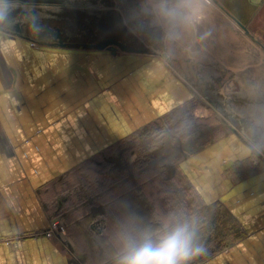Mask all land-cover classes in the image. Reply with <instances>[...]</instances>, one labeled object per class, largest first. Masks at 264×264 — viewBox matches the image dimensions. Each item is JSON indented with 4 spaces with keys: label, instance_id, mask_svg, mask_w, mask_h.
Segmentation results:
<instances>
[{
    "label": "crops",
    "instance_id": "crops-1",
    "mask_svg": "<svg viewBox=\"0 0 264 264\" xmlns=\"http://www.w3.org/2000/svg\"><path fill=\"white\" fill-rule=\"evenodd\" d=\"M224 1L227 8L246 25V28L240 26L225 11L223 17L229 23L226 33L225 28H204L209 22L207 11L212 9V5L205 2L207 11L201 23L205 19L207 24H200L195 33L182 32L180 39L168 41L165 39V28H149L145 33L141 30L143 28H133L135 31H142V41L141 44L128 46H135L141 51H124L118 48L119 51H111L112 56L107 54L108 47H96L103 51L101 53L106 59L104 64L114 65V75L112 71L105 74L96 66H92L89 56L86 63H73L69 57L59 54L76 52L77 54H71L76 58L78 54H87L94 48L83 45L85 42H93L92 39H80L70 28L64 30L68 41L65 45L38 41L57 53L53 56L56 62L51 68L54 74L41 76L39 80L35 79L36 74L30 75L25 70L21 74L17 63L10 59L11 52L14 53L13 56L18 53L15 44L9 41L0 44V264H92L95 255L90 258V247L80 238V234L88 231L87 228L72 233L76 246L58 234L46 236L43 233L70 200L69 196H59V189L53 182L71 178L79 168H84L85 171L92 155L103 152L112 144H124L129 136L130 143L138 145L137 134L143 124H152L160 113L172 108L186 112L193 97H200L201 101L203 99L206 103L195 106L196 109H213L219 114L225 112L222 107L226 105V119L233 124L230 130L220 125L225 132L212 144L202 140L198 142L197 139L195 142L186 143L188 146L200 143L194 151L185 148L190 157L201 161L200 167H181L187 180L193 183L197 191L203 193L200 207L208 204L220 207L231 214L232 224L234 223L232 239L226 243L229 245L222 250H216L217 252L208 259L196 264H264V152L259 147V142L264 139V117H261L263 121L258 125L257 116L251 111L244 116L238 114L240 109H234L231 111V114H234L232 117L228 109H233L237 102L258 106L261 109L257 111L264 113V89L261 87L264 56L260 53L264 47V0ZM115 9L111 7L114 12ZM111 23L114 25L113 20ZM105 29L108 34L118 31L116 28ZM42 30L43 28L36 32L32 28H24L23 31L28 34L36 32L37 36ZM22 35L16 34L18 41L29 44L33 49L31 40ZM117 37L114 35V38ZM168 42L173 43L171 51ZM176 44L185 50V54L179 53ZM78 45L83 47H76ZM214 45L221 49V54L213 51ZM207 49L215 53L212 55ZM219 59L223 60L224 67L220 66ZM28 60L34 62L35 56H28ZM193 64L196 67V75L190 73ZM102 67L103 65L100 68ZM71 68L77 71H70ZM115 80L120 82V87L113 83ZM99 81L105 85L93 91L102 96L105 92L113 90V93L108 92L110 100L113 106H121V112L116 111V122L113 127L108 128L110 133L113 132L114 139H111L109 144L103 141L93 146L95 137L91 135L96 133L98 128H91L86 117L93 102L89 96L91 86ZM204 81H211L210 87H207L209 91L203 89ZM218 81L225 82V94L222 85H216ZM186 83H191L194 91L198 93L192 95ZM110 84H113L114 88L110 89ZM16 86L22 88L14 95L12 89ZM45 86L46 91L43 92ZM240 87L243 93H239ZM213 90L220 93L216 94ZM71 96L73 99L79 98V101L70 99ZM96 101H99L98 98ZM123 110L131 112L130 115L125 114ZM189 115H192V112ZM186 119L187 116L177 119V122ZM238 128L244 130L238 133L235 131ZM218 132L221 133L220 128ZM122 147L124 149V145ZM234 152L237 156H234ZM229 154L232 155L231 159H238L235 165L229 166L230 162L226 159ZM169 155L173 153L170 152ZM221 156L226 157L224 161ZM103 158L105 164L114 165L119 171L123 168L122 152L117 155L104 154ZM215 158L221 161L211 175L214 181L211 189L216 192L212 191L213 195H216V198H213L211 191H204V183L199 177L203 176L204 166L208 165L204 162L212 163ZM166 165L169 166V163ZM167 169L172 171L171 166ZM156 172L160 176L163 174L161 170ZM175 172L174 169L171 177ZM192 174L196 175V179ZM222 175L224 180L220 178ZM135 177L133 176L134 181ZM54 193L55 207L52 205ZM86 194L84 191L85 199L82 205L86 208L87 215L94 219L89 224L90 229H95L103 223L101 216H105L106 221L112 220V217L116 219L117 213L120 216L117 204L113 201V210L107 214L104 202L95 204V198ZM134 203L135 200L130 204L131 207ZM109 214L114 216H108ZM65 215L64 211L62 216ZM196 219L193 216L190 220L192 222ZM218 219L219 217H211L210 224H216ZM171 221V218H165L163 228L165 224L170 225ZM195 231L198 242H201L204 238L202 230L195 227ZM102 235L104 240L109 239L107 232L102 231ZM116 259L112 263L116 264Z\"/></svg>",
    "mask_w": 264,
    "mask_h": 264
},
{
    "label": "rangeland",
    "instance_id": "rangeland-1",
    "mask_svg": "<svg viewBox=\"0 0 264 264\" xmlns=\"http://www.w3.org/2000/svg\"><path fill=\"white\" fill-rule=\"evenodd\" d=\"M60 1L61 0H31V2H35L39 4L37 5L39 7L37 12L34 11L33 7L31 10L35 12L36 16L38 15L43 16L44 13L48 12L47 14L52 15L55 18V20L58 22L63 21L62 18L64 20L65 19L69 20V22H71V28H70L71 31L76 33L77 34L76 37L80 39H84V38H86L85 40L92 39V41L95 42L103 38L114 37V35H116L118 36L117 39H120L126 42L127 45H133V44L138 45V44H141L140 41H142L141 40L142 31L141 32L135 31L133 28H143L141 30H143L144 32V31H147L149 28L155 27L156 25V23L151 22L150 17H148L147 15H141L143 10L149 11L148 7L150 8V5H151L150 0H146V1L136 0L134 1V3H131V5L129 2L130 0H122V2L121 0H103L102 1L101 5L106 4L111 7L116 6L115 7L116 12L111 10V8L108 9V7L102 8L101 6V8H98L96 6L89 7L88 5L79 6L78 8H76L78 9V12H76L75 11L76 9L74 7L70 8L66 6L65 4H63L62 2L60 3ZM154 2H157V0H154ZM92 3H94V1ZM18 7H23V0H21V3L18 5ZM135 8H138V12H140L138 13L139 17H137V12L135 11ZM61 9H64V12H65L64 17H62L59 14H58V17H56L54 15V12L55 11L60 12ZM108 10L110 12V15L108 14ZM23 14H25V11H23ZM131 15H134L135 19H132ZM111 20L114 21V25H112ZM223 20L224 18L215 17L213 19L214 21L213 25L218 30H222V28H225L224 33H226L227 27H226V23L222 22ZM86 22L92 25V28H90L91 30L82 27V24ZM137 22L139 23L137 24ZM201 24H203V26L204 24H207L205 22V19L203 23ZM106 26L108 28H113L114 30L116 28L118 29V31H116V33L110 32L108 34V32L105 29L107 28ZM12 28L14 27L0 29V44H2L3 42L6 43L8 41L12 44H15V48L18 50L19 54L17 53L16 55L13 56L14 53L11 52L10 59H12L14 62L17 63V65L20 68L21 74H23L24 70L28 72L30 75L36 74L35 79L37 80H39L41 76L43 77L44 75L52 76L54 72L52 71L51 68L53 64H55L56 62L53 57L55 54H57L56 51L50 50L46 48L44 45L39 44L35 39H32V38H35L33 35L29 36L28 33L25 32V34H27L28 37L30 38L32 37L30 39L31 46L34 48L31 49L29 44L18 41L17 39L18 37L15 35V31ZM156 28H160L161 30H163L161 26L156 27ZM110 35H113V36H110ZM163 39L164 37L161 38L160 41L162 42ZM130 40L131 42H129ZM11 41H15V42H11ZM172 45H173L172 42L171 43L168 42V46H170L169 51H171ZM76 47L82 48L83 46L78 45ZM177 47L179 48L178 49L179 53L185 54L184 52L185 50L183 48H180L178 45ZM223 47L225 48V44L223 45ZM214 49L217 51H221V49H218V47H216L215 45H214ZM90 50L91 51L87 54H83L81 56H79L78 54V57L76 58H74L71 55V54H77L76 52L71 53V54L59 52V54H62L63 56L67 58L69 57L71 61L73 60V63H77L76 61H82L86 63L88 61L87 58L89 56V58L92 61V63L90 62L92 66L93 65L96 66L99 71H103L105 74H109V72L112 71V75H114L115 74L114 65L110 63L104 64L106 59H105V56L101 53L103 51H99L96 47L91 48ZM119 50L120 49L117 48L116 51H119ZM207 50L212 55L215 53V52H212V50H209V49ZM111 51L112 50L107 51V54H110L113 56V52ZM38 52L40 53L38 54ZM28 56H35L34 62H30L28 60ZM110 60H112L111 57H110ZM219 61L221 62L220 66L224 67V65H222L223 60L219 59ZM101 65H103L102 68H100ZM191 66L192 67H191L190 73L192 75H196L195 65L193 64ZM108 67H110V69H106ZM72 68L69 70L70 71L73 70L74 72L77 71ZM95 72L97 73L96 70ZM171 74L174 77L176 76L174 72H172ZM19 82H23V81H19ZM209 82L211 81L203 82V89L205 88L207 89V87H210ZM113 83H115L116 85L120 87V82H117V80L113 81ZM103 84L104 83L100 81L94 83V85L91 86L92 90H90L91 92L89 95L91 97L90 100H93V102L91 103V109H90V112L87 114L88 117H86V119L89 121L91 128L92 127L98 128L97 132L91 135V137L92 136L95 137V139H93L94 140L93 146H95L97 142H103V141L109 144L111 139H114L113 132L110 133L109 132L110 130L108 131V128H111L114 126L116 122V111L120 110L121 108V106L119 105L118 107L113 106L110 100L111 97H109L108 92L113 93V90L105 92L104 93L105 95H102V96H99V94L96 91H93V89H96L97 87L101 88ZM182 84L184 85L185 81H183ZM186 84L188 86V91L192 95L193 93H196V94L198 93V91L196 92L194 91V88L191 83H186ZM216 85L218 86L221 85V81H218ZM240 86H242V82H240ZM261 87H263L264 89V72L263 73L261 72ZM21 88H22L21 86H16L15 88L12 89V91L14 90L12 93L14 95H17L20 92ZM45 88L46 86L43 87L44 89L43 92L46 91ZM112 88H114L113 84H110V89ZM225 88L227 89L226 85L224 84V86H222L223 94L226 93ZM247 89H248V86H247ZM213 91L216 94L220 93V91L218 90H213ZM238 91L239 93H243L242 87H240ZM96 98H98L99 101H96ZM70 99H73V97L71 96ZM73 100H75L76 102V100L79 101V98H74ZM126 104L129 105V103H126ZM199 104L206 105L203 99L201 101L200 97H195V98L193 97L192 102L188 104V107L190 106V108L186 109L187 113L177 108L176 109L172 108L165 113H160L158 118L152 124L149 125L145 123L142 125V127H140L139 133L137 134L138 145H135L134 143H130L131 137L129 136L127 140L123 142L124 144H122L124 145V149L122 145L120 144L115 145L116 147L112 144L108 148H105L103 152L92 155V157L89 158L88 164L85 166V171H83L84 168H79V171L75 172L73 176L70 175L71 178L69 179L65 178L62 181L59 179V182H53V184L57 185L59 189V196L66 195V196H69V199H70L66 203V205L62 208L57 218L53 221H57V224L59 226L58 230L62 233L63 238L66 241H70L73 246H76V245H75V239L72 233L73 232L75 233L78 229H83V228L84 230H86L85 228L88 229V231L83 232L84 234L82 235L80 234L81 236L80 238L83 239V243H85L86 245H88V247H90V254H91L90 258L92 257V255H95L94 262L92 261V264H114L112 262H114V260L118 256L123 246V243H122L123 237L119 236L118 232L111 230L112 227L114 226L113 221H112L113 218L112 220L108 219V221H106L107 220V219L105 220L106 217L101 216L103 217L101 218L103 223L100 226L96 227L95 229L89 228V224L94 219L87 215V210L82 205L85 199L83 197L84 191L87 193L86 195L89 194L95 198V204L104 202V204L106 205L107 214L110 211L112 212L113 210V209L111 210V208L113 207V204H111L112 201L113 203L117 204L116 205L117 210L120 211V213H126L125 210L129 208V205L132 202H134V200H136L135 197H132V196H135L133 192L136 191L134 187L135 181L133 180V176L137 177V174L140 172V168L144 162H148L147 164H153L154 162L160 161L161 163L158 166V170H161V172H163L162 175H165V179L167 178L168 181H170L169 179L171 177L170 174H173L175 168L179 172L183 173L181 167H183L184 169L187 167L188 168L200 167L201 161H199L198 159H193L185 151L186 150L185 148H189L191 151H194V149L197 148V146L200 143L197 145H194V143H192L193 145L191 144L189 146L186 145V143L195 142V140L197 139L196 141L198 142L202 140L204 143L206 142L207 144H210V143L212 144L218 139L219 136L221 137V135H223L225 132V130H223L220 125H224L225 127L229 128L228 130H230L233 124H231V122L226 119L227 118L226 105L222 107L224 108L223 110L225 112L218 114V112L216 110L214 111L213 109L211 110L206 109V108L196 109L195 106ZM219 104L220 102L218 103V105ZM228 109L230 110V115L232 117H234V114L233 113L231 114V111H234V109H240L239 110L240 112L238 113L240 115L246 116V113H249L248 111H251L253 115H256L258 125H260L262 123L261 121H263L261 117L262 118L264 117V113L257 111L261 109L258 106H253L252 104L235 102V107L233 109L232 107ZM197 111L199 115L196 114ZM123 112L128 115H130L131 113L125 110H123ZM191 112H192V115H189ZM201 114L203 115L205 114L206 116H200ZM185 116H187V119L183 120V122H185L184 126L187 123H189L188 126L191 125L189 128H187L188 126L182 127V124L177 123V119L178 120L180 118L184 119ZM218 128L221 129V133L218 132ZM235 131H238V130L235 129ZM230 133H233V132L230 131ZM230 137L231 135L228 136V138ZM95 140L97 141L95 142ZM148 142H150V144H145ZM125 143H130V144H125ZM238 148H239V144H238ZM118 152H122L123 168L121 169V171H119L114 165L105 164L104 163L105 160L103 158L104 154H106L107 156L117 155ZM170 152L173 153V155H169ZM234 156H237L236 152H234ZM224 158L226 157L221 156V159L223 161L225 160ZM231 158H232V155L230 154L228 155V158H226L230 162L229 166H232L231 164L235 165L236 164L235 162L238 160L236 157L233 159ZM172 160H175V161L172 162ZM213 160L214 161L212 163H210V161L209 163L204 162V164H208V165L204 166V169H205L203 170L204 174L202 177L200 176L199 179L200 181L202 180V183H204L203 184L204 191L206 193L207 191H211L210 193L212 196L211 195H208V196L216 198V195H213L214 193H212V191L215 192V189L212 190L213 187H211L213 186L212 184L214 182L213 178H211V175H212V171L215 172L214 169L217 167L218 164H220L219 162L221 160L216 159V158ZM167 163H169V166L166 165ZM171 163L173 166L171 165ZM170 166L172 167L171 172L169 171V169H167ZM192 175L194 176L193 178L196 177L195 174H192ZM128 177L132 178V181L128 182L127 181ZM220 178L222 180L223 175ZM159 180L161 179H158V181ZM200 181L198 180V182ZM156 186H158L157 182L154 184L151 183L149 186V189L147 188L145 189L144 191L146 194L145 199L146 200L150 199V201H152V198H150V196H153L156 199V203L159 204V201L156 198L157 194L155 193L156 192L155 190H157ZM110 189L112 191L111 193H110ZM123 189H125L126 191ZM127 191L129 192V194L127 195V199H124L123 195ZM149 192H150V195H149ZM55 195L56 193H54V196L52 197L53 207H55L56 205ZM202 196H203V193H201V191H197L194 197H189V201L196 204V207L200 209L202 207H200L199 203L201 204V202L203 201ZM147 202L148 201H146L144 205ZM152 204H153L152 202H149V205H148V207H151V209L153 208ZM164 206L165 205L163 203H160L159 205H157V209H156L157 214H154V216L150 215L152 220L154 221L157 220L155 222L156 225H160V223H162L166 218V216L164 215L165 213L164 211L166 208ZM214 208L221 209L220 207H214ZM64 211L66 212V215L62 216V213L64 214ZM149 214H150V211H149ZM229 215L231 214L228 213V216ZM211 217H217V214H214ZM89 229L91 231H89ZM102 231L104 233L107 232L111 240L107 241V240L97 239L99 236H103ZM149 233L155 236L159 235L158 234L159 231L157 230V228L152 229ZM93 238L96 240H94ZM90 242H93L94 244L92 245ZM111 242L114 243V246L117 247L119 251H116V249L113 247H109V244ZM228 245L229 244L224 245L219 250H222L225 246H228ZM100 248H104V250H100ZM82 254L84 255L83 252Z\"/></svg>",
    "mask_w": 264,
    "mask_h": 264
},
{
    "label": "trees",
    "instance_id": "trees-1",
    "mask_svg": "<svg viewBox=\"0 0 264 264\" xmlns=\"http://www.w3.org/2000/svg\"><path fill=\"white\" fill-rule=\"evenodd\" d=\"M181 122L182 120L177 123L182 124ZM185 126L184 124H182V127ZM147 163L148 162H144L142 164L138 176L135 177L136 179L134 187L136 191L133 192L135 196L132 197H135L136 203H134L133 207L129 205L130 209L127 208L125 210L126 213H121L120 216L117 213L116 219L112 217L114 226L111 230L121 234V237H123L122 243L124 242V238L126 236H134L138 238L146 232H150L155 228H157L159 233H162L166 227H171L175 223L187 222L194 228L197 227L198 229L202 230V233L204 234V238L201 242L206 251L204 252V254L196 257L194 260L189 262V264H196L200 261L208 259L213 253L216 252V250L221 249L230 239H232L231 235L234 228V223L232 224V220L230 218L231 216H228V213L226 211H224L223 209H214V207H212L210 204L198 209L196 207V204L189 201V197H194L196 195L197 191L195 189V186L193 185V183L187 180L188 178L184 176L183 173L179 172L175 168L176 172L174 173V176L169 178L170 181H168L167 178L165 179V176H160L156 172L159 171L158 166L161 163L160 161L154 162L153 164ZM158 179L161 180L158 181ZM127 181L130 182L132 181V179L128 177ZM156 182L158 183V186H156L157 190H155V193L157 194L156 198L159 201V204L163 203L165 205L164 207L166 209L164 211V215L166 216V218L172 219V223L170 222V225L165 224L164 228L163 222L160 223V225H156L155 222L157 220L154 221L150 217V215L154 216V214H157L156 209L157 205L159 204L156 203V199L153 196H150V198H152V201H150V199H145V189H149L150 184H154ZM128 194L129 192L127 191L123 195V198L127 199ZM146 201L148 202L144 205ZM149 202L153 203L152 209L151 207H148ZM214 214H217V217H219V219L216 224L211 225L210 219ZM108 216L114 215L109 214ZM193 216L194 219H197L191 222L190 219L193 218ZM107 238H109V235ZM97 239L104 240V237L99 236ZM109 240L111 239H107V241ZM90 243L92 245L94 244L93 242ZM109 247H113L116 249V251H119L117 247L114 246L113 242L109 244ZM100 250H104V248H100Z\"/></svg>",
    "mask_w": 264,
    "mask_h": 264
},
{
    "label": "clouds",
    "instance_id": "clouds-1",
    "mask_svg": "<svg viewBox=\"0 0 264 264\" xmlns=\"http://www.w3.org/2000/svg\"><path fill=\"white\" fill-rule=\"evenodd\" d=\"M21 0H0V28L11 27ZM31 0H23L26 18L33 31L41 30ZM151 11L165 27V39L178 40L182 32L195 33L207 11L205 0H157ZM195 228L187 222L175 223L153 236H126L116 264H189L204 254Z\"/></svg>",
    "mask_w": 264,
    "mask_h": 264
},
{
    "label": "flooded vegetation",
    "instance_id": "flooded-vegetation-1",
    "mask_svg": "<svg viewBox=\"0 0 264 264\" xmlns=\"http://www.w3.org/2000/svg\"><path fill=\"white\" fill-rule=\"evenodd\" d=\"M93 1H94V3H92ZM102 1L103 0H61L60 3L62 2L66 6H68L70 8L74 7L75 9L78 8L79 6H84V5H88L89 7H95L96 6L98 8H101V6H102V8L103 7H108V9L111 8V6L106 5V4L105 5H101ZM134 1H136V0H130L129 1L130 5H131V3H134ZM121 2H122V0H121ZM153 3H155L154 0H150V4L151 5H150V8L148 7L149 11L143 10L141 15H147L148 17L151 18V22L152 23H156L155 27H153V28L160 27V26L162 28H165L163 23L151 11ZM207 3L212 5V9L211 10L209 9L210 12L207 11L208 15H209V22H208L207 26H205L204 28H215L214 25H213V22H214L213 19L215 17L216 18L217 17L218 18H224L223 17V15L225 14L224 11L227 12L233 19H235L240 24V26H242L243 28L244 27L246 28V25L239 18H237V16H235V14L231 10H229V8H227L226 1H224V0H209V2H207ZM32 5H33L34 11L37 12L38 9H39V7L37 5H39V4L35 3V2H32ZM22 10L25 11L23 7H18L17 10H16V13L14 14L15 15V21H14V23H13V25L11 27H14L12 29L15 31V35L18 34V35L21 36L23 34L22 36H25L27 38H28V35L29 36L33 35L35 37V39L37 40V42L38 41L40 43L48 42V43H53V44L57 43V41H58L57 37L60 36V37L63 38V40L65 42L68 43V41L65 38L66 35H64L65 34L64 30H65V28H71V22H69V20H66V19L64 20L62 18L63 21L58 22V21L55 20V18L53 16L52 17L49 16L47 14L48 12H46V13H44L43 16H40V15L37 16V19L39 21L40 27L43 28V30L40 32V34L39 35L37 34V36H36V32L35 33L29 32V34L27 35V34L24 33L23 30H24V28H31V27H30V24H29V19L25 17V14H23ZM123 10H124V8H123ZM75 11L78 12V9H76ZM135 11L137 12V17H139L138 13H140V12H138V8H135ZM64 13H65L64 9H61L60 12L59 11H55L54 15L56 17H58V14H59L62 17H64ZM108 13H110L109 10H108ZM76 14H78V13H76ZM131 16H132V19H135L134 15H131ZM16 17H17V19H16ZM24 20H26V21H24ZM222 22L226 23V27H229V23H227V20L225 18H224V20ZM138 23L139 22H137V24ZM17 24H19V27H18L19 30L18 31H17ZM137 24H136V26H137ZM11 27H9V28H11ZM82 27L91 30L90 28H92V25L86 22V23L82 24ZM95 42H97V41H95ZM91 43H94V41L91 42ZM111 46L112 45H108L106 47L110 48L109 50H112ZM210 48H212V47H210ZM212 49H213V51H216L218 54H221L220 51H217L214 48H212ZM261 49L264 52V47H262ZM112 51H114V50H112ZM221 85L224 86L223 81H221ZM221 85H219V86H221ZM222 86H221V88H222ZM232 104H234V103L232 102ZM240 131L241 130L238 128V133H240ZM248 132H250V131L248 130ZM259 147L264 152V139H262V141L259 142ZM258 152L262 153L261 151H258Z\"/></svg>",
    "mask_w": 264,
    "mask_h": 264
},
{
    "label": "water",
    "instance_id": "water-1",
    "mask_svg": "<svg viewBox=\"0 0 264 264\" xmlns=\"http://www.w3.org/2000/svg\"><path fill=\"white\" fill-rule=\"evenodd\" d=\"M18 27H19V24H17V31L19 30ZM31 38L28 37V39H31ZM32 39H35V38H32ZM57 39H58L57 44H61V45L67 44V42H65L62 37L58 36ZM83 45H85L87 47L91 46V47H97V48H104L108 45H112L111 47H112V50H114V51H116L117 48H120L124 51H141V49H139L135 46H128L126 42H124L120 39L114 38V37L103 38V39L97 41L96 43L85 42ZM260 53L264 56V52L262 51V49H261Z\"/></svg>",
    "mask_w": 264,
    "mask_h": 264
},
{
    "label": "built area",
    "instance_id": "built-area-1",
    "mask_svg": "<svg viewBox=\"0 0 264 264\" xmlns=\"http://www.w3.org/2000/svg\"><path fill=\"white\" fill-rule=\"evenodd\" d=\"M205 1L209 2V0H205ZM58 229H59V226L57 224V221H51L50 225L47 228H45L43 233L46 236H52L54 234H58L60 237H62V233Z\"/></svg>",
    "mask_w": 264,
    "mask_h": 264
}]
</instances>
